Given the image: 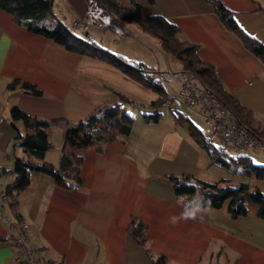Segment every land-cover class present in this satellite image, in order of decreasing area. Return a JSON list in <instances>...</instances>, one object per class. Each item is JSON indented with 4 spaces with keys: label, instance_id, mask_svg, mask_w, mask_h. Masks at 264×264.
Here are the masks:
<instances>
[{
    "label": "crops",
    "instance_id": "crops-1",
    "mask_svg": "<svg viewBox=\"0 0 264 264\" xmlns=\"http://www.w3.org/2000/svg\"><path fill=\"white\" fill-rule=\"evenodd\" d=\"M218 1L233 12L246 32L264 44V0ZM122 2L127 6L136 2L141 16L161 15L176 24L178 37L199 45L200 57L214 66L225 88L256 117L264 118V64L223 25L209 0ZM85 8L86 0H53L54 13L68 26H73L74 20H84ZM121 21L125 34L116 35L96 25H91L87 34L101 43L107 40L116 45L117 51H110L144 61L155 71L159 65L151 42L142 51L131 48L141 35L154 36L134 21ZM73 28L80 33V27ZM131 31L135 34L132 38H122ZM85 56L93 62L83 65ZM124 77L129 79L114 64L69 51L19 25L0 9V89L7 91L4 103L19 107L18 100L34 95L20 85L9 87L13 79L34 83L42 89L41 95H34L39 97L36 109L19 108L37 118L54 119L50 127L59 125L65 132L68 124L86 119L98 104L112 102L115 91L124 93L115 85V79ZM18 95L17 101L9 100ZM162 118L142 119L141 130H131L124 141H111L100 151L80 148L84 154L82 188L64 189L54 184L50 175L32 172L28 186L14 198L6 192L13 180L11 174L0 178V192L7 195L0 201V212L10 217L8 222L0 219V264H20L14 258V238L22 221L29 225L25 241L37 264L52 260L59 264H154L160 256H164V264H264V218L258 215L256 205L247 202L246 214L232 218L228 200L220 207L188 211L184 198L175 195L170 175L209 182L221 181L226 175L212 162L209 150L205 155L188 134V126L183 131L173 119L161 124ZM4 136L1 132L0 170L12 165L3 150ZM217 138L221 142L220 136ZM15 155H23L22 149ZM132 218L146 224L144 247L127 232Z\"/></svg>",
    "mask_w": 264,
    "mask_h": 264
},
{
    "label": "trees",
    "instance_id": "trees-1",
    "mask_svg": "<svg viewBox=\"0 0 264 264\" xmlns=\"http://www.w3.org/2000/svg\"><path fill=\"white\" fill-rule=\"evenodd\" d=\"M154 1L148 0L150 3ZM98 2L119 25L123 31L122 34L126 33L121 21L124 20L134 21L144 31L159 37L163 48L180 62L181 74L187 75L196 84L211 89L228 112L264 143V118L256 117L232 92L225 88L214 66L200 57L199 45L195 42L183 41L178 37L179 29L176 24L161 15L141 16L136 2H131L130 6L123 4L122 0H98ZM209 2L213 5L223 25L233 32L243 45L264 64V44L246 32L235 19L233 12L218 0H209ZM259 7L262 8L260 5ZM0 9L12 15L13 20L19 25L52 39L67 50L105 60L114 64L129 79L146 83L151 88L156 87L158 91H163L157 86L155 79L153 82L147 79L150 73H155L152 67L144 61L130 59L102 45V47L99 46L96 40L88 36V28L81 29L82 34H80L73 26H68L54 13L53 0H0ZM16 85H20L28 93L42 94L41 88L27 81L13 79L8 86L12 88ZM115 94L113 103L104 101L98 104L86 119L67 125L58 165L45 159L46 152L54 147L48 129L55 120L37 118L13 106L10 110L11 124L18 130L17 137L20 139L18 143L23 155H15L11 167H2V171L7 175L9 173L13 175V180L7 185L6 192L15 198L30 183L32 172L50 175L54 184L64 189L82 188L83 178L80 171L84 154L78 150L89 148L100 151L107 143L114 140L124 141L130 134L134 118L128 115L121 105L132 102V99L120 91H115ZM162 96L151 100L149 105L155 107L166 103L172 106L175 112V114L173 112L174 119L188 123V134L198 145L209 150L212 162L222 168L226 175L221 181L215 182L189 175L168 176L175 195L184 198L188 211H192L195 207H220L225 200H228L230 216L236 218L246 214V204L250 202L257 206L258 215L264 218V191L256 187L248 193L250 190L247 182L240 181L230 184L227 181V170L231 171L234 176L255 174L261 178L264 177V166L255 164L247 151L231 152L222 142L211 144V141L203 137L202 132L187 116L178 112L177 104L172 102L173 96L167 93ZM160 117L161 113L158 110L153 113H142L145 121H158ZM18 121L23 123L24 133L19 131ZM127 232L142 247L148 241L146 224L140 219L132 218ZM153 263L164 264V256L154 259Z\"/></svg>",
    "mask_w": 264,
    "mask_h": 264
},
{
    "label": "rangeland",
    "instance_id": "rangeland-1",
    "mask_svg": "<svg viewBox=\"0 0 264 264\" xmlns=\"http://www.w3.org/2000/svg\"><path fill=\"white\" fill-rule=\"evenodd\" d=\"M92 26L90 25L89 27L92 28ZM128 33H130V36L128 37L125 36L122 38H132V36L135 35L134 32L132 31ZM80 34H82L81 31ZM117 39L121 40V38H117ZM96 41L99 46L102 45L108 49H111L112 51H117L116 45H111L110 42H107V40H104V43H101L100 40L96 38ZM124 41L125 40L120 41L121 42L120 45H122ZM148 42H151V44L153 45V48H151V50L155 55L156 58L155 60L156 62H158L157 65L159 66H155L157 67V69L155 70L157 72L152 74L150 73V75L147 76V79L151 80L152 82L155 79L154 81L158 83L157 86H159L160 89L166 91L169 95L174 97V99H172V102L177 104L178 112L179 111L182 112L192 121L194 125L199 127L205 139L211 138L212 139L211 144L221 143L217 138L219 137V133L217 131H214V129L206 122L205 117L200 112H198L193 108H189L185 105L177 103V101L179 100V95L177 90L180 84L176 79H174V76L178 77L181 75V71H180L181 65L180 62L177 61L169 51L163 48L160 38L157 37L156 35H154V37L141 35L140 38L138 37V40L136 42L131 43L132 44L131 48L132 50L142 51L144 49V45L148 47L147 44ZM91 60L92 59L89 58V56H85L83 59V65L93 62ZM115 80H116L115 85L119 89L123 90L124 93L132 99V102L123 103L121 106L124 108V111L128 115L133 116V118H135L137 121L135 124L134 123L132 124L131 130L133 132H137L138 130H141L140 128H142L140 125V122L143 119L142 113H153L155 112V110H158L161 113V116L163 117L161 119L162 122L161 124L165 123L166 121L164 120L166 119L168 121L173 119L176 122V126L178 129L183 131L187 130L188 123L186 121L179 122L174 119L175 112L172 106H168V104L166 103H161L155 107L149 105L151 100L162 96L161 93H158L156 87L151 88V86H149L148 84L143 82H137L133 79L125 78L123 80H119V79H115ZM6 94L7 91L4 92L3 90L0 89V133L1 132L5 133L4 140L2 141L3 150L4 151L7 150V153L9 154V158L11 159L10 161L13 162L15 153H17V151H20L21 147L18 143L20 140L17 137L18 130H16L11 124L12 115L10 110L15 104L12 105L9 102L4 103L7 97ZM19 96L20 95L14 97L12 96L9 98V100L17 101L19 99ZM28 96H30V99L22 97L20 100H18L20 101L19 104L16 105H18L21 108L25 106L28 109H30V111L33 112V110L36 109L35 99L39 100L38 99L39 97L34 95L33 96L28 95ZM163 97L164 96H162V98ZM17 126L21 133L25 132L24 125L21 121L17 122ZM61 131L62 130H60L59 125H52L48 129L49 137L52 140L54 147L46 152L45 159L49 161H54L53 163L55 165H58L59 163L58 158L60 152L62 151L63 143H64V132ZM201 150H203L205 152V155H207L208 151L206 148L201 147ZM247 152H249L248 154L252 157V161L255 164L264 166L263 152H250V151ZM221 172L224 175L223 170ZM227 178H228L227 181L230 184L238 183L240 181L247 182L250 190L248 193H251L254 190V187L256 186H259L264 189V181H262L264 180V177L257 178L255 174L252 175L242 174L241 176H234V174L231 171L227 170ZM12 179H13V175L11 174L10 180ZM213 179L217 180L219 178L215 177Z\"/></svg>",
    "mask_w": 264,
    "mask_h": 264
},
{
    "label": "built area",
    "instance_id": "built-area-1",
    "mask_svg": "<svg viewBox=\"0 0 264 264\" xmlns=\"http://www.w3.org/2000/svg\"><path fill=\"white\" fill-rule=\"evenodd\" d=\"M72 25L83 30L90 25H96L107 27L116 35H122L123 33L119 25L98 0H86L84 20H74ZM174 79L180 84L177 90L179 95L177 103L200 112L214 131L219 133L221 142L227 150L231 152L251 151L264 153V143L228 112L211 89L196 84L185 74H181L178 77L174 76ZM7 176L5 172L0 170V178ZM6 199L7 195L0 192V201L4 202ZM0 219H4L7 222L10 221L8 214L1 212ZM28 230L29 225L22 221L21 231L14 238V244L17 247L14 258L20 264H37V260L33 257L31 246L27 245L25 241ZM49 264H59V261L52 260Z\"/></svg>",
    "mask_w": 264,
    "mask_h": 264
}]
</instances>
